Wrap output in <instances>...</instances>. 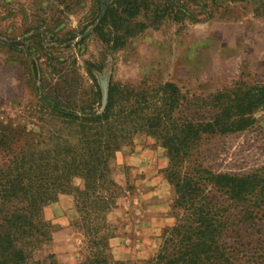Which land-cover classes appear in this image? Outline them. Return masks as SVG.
I'll list each match as a JSON object with an SVG mask.
<instances>
[{
    "label": "rangeland",
    "instance_id": "374dc122",
    "mask_svg": "<svg viewBox=\"0 0 264 264\" xmlns=\"http://www.w3.org/2000/svg\"><path fill=\"white\" fill-rule=\"evenodd\" d=\"M197 2L200 23H164L111 53L92 33L93 18L99 15L96 0H0V123L48 134L52 127L43 130L38 115L40 97L82 106L95 94L93 78L104 98L110 83L133 91L174 83L198 121L216 112L220 93L264 86V0ZM88 64L94 65L92 77ZM251 119L245 132L204 138L188 166L264 177V110ZM40 142L42 149L50 144ZM132 155L141 157L143 169L127 167L125 160ZM111 166L115 182L127 181L118 185L117 208L108 216L116 235L114 245L109 244L111 257L146 264L157 256L179 213L165 176V154L141 135L116 154ZM239 208L230 206L232 227L225 241L239 248L244 263L264 264V215L239 222ZM43 216L51 224L52 243L35 252L32 264H50V255L56 264H80L87 243L73 227L76 216L58 215L53 205Z\"/></svg>",
    "mask_w": 264,
    "mask_h": 264
},
{
    "label": "trees",
    "instance_id": "16d2710c",
    "mask_svg": "<svg viewBox=\"0 0 264 264\" xmlns=\"http://www.w3.org/2000/svg\"><path fill=\"white\" fill-rule=\"evenodd\" d=\"M96 4L99 15L93 18L92 33L111 53L164 23H200L197 0ZM92 69L88 64L91 77ZM93 80L94 96L79 107L58 97H40L38 115L43 130L52 127L48 134L0 123V264H32L35 252L52 243V227L43 216L50 205L58 215L76 216L73 227L87 243L80 264H134L112 259L109 242L116 235L108 216L122 192L111 163L141 135L164 152L166 180L175 193L173 208L179 211L157 256L146 264H247L239 248L225 241L232 227L228 213L234 205L240 207L239 222L261 218L264 177L213 174L200 165L188 166V161L204 138L247 131L253 114L264 110V86L220 93L214 100L216 112L198 121L174 83L139 91L110 83L104 98ZM42 140L50 143L43 149ZM54 258L49 256L50 264H56Z\"/></svg>",
    "mask_w": 264,
    "mask_h": 264
},
{
    "label": "crops",
    "instance_id": "0c3cea01",
    "mask_svg": "<svg viewBox=\"0 0 264 264\" xmlns=\"http://www.w3.org/2000/svg\"><path fill=\"white\" fill-rule=\"evenodd\" d=\"M125 163L127 165V167H140V168H144V164H143V161L141 160V157L138 156V155H132L130 157H127L126 160H125ZM144 166V167H143ZM116 183L120 186H122L124 183H127L126 179L125 181H122L121 179L116 181ZM155 194L157 195L159 193V189H156L155 190ZM115 243V239H112L109 244L110 245H114Z\"/></svg>",
    "mask_w": 264,
    "mask_h": 264
},
{
    "label": "water",
    "instance_id": "95a60500",
    "mask_svg": "<svg viewBox=\"0 0 264 264\" xmlns=\"http://www.w3.org/2000/svg\"><path fill=\"white\" fill-rule=\"evenodd\" d=\"M104 11H105V9L103 8L101 15L104 14ZM106 94H107V92H106ZM106 94H105V97H106Z\"/></svg>",
    "mask_w": 264,
    "mask_h": 264
}]
</instances>
